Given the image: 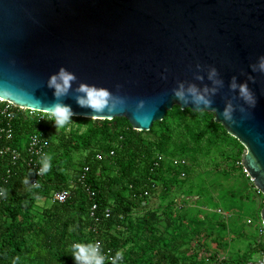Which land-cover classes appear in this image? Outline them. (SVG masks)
<instances>
[{"label": "trees", "instance_id": "trees-1", "mask_svg": "<svg viewBox=\"0 0 264 264\" xmlns=\"http://www.w3.org/2000/svg\"><path fill=\"white\" fill-rule=\"evenodd\" d=\"M214 118L175 106L150 131L139 132L124 118L71 117L57 129L39 113L21 111L8 145L26 157L29 137L43 135L51 168L37 189L35 173L23 161L9 176V159L0 156V190L8 192L6 198L0 195V264H75L70 246L97 240L103 256L122 251V264L256 263L264 239L247 218L260 221V210L251 212L236 196L240 180L258 190L237 164L245 147ZM158 156L164 160L156 167ZM173 158L189 165L177 167ZM86 167L81 185L78 176ZM182 171L185 179L179 178ZM86 188L96 196L90 198ZM63 189H71V197L54 201ZM93 204L98 205L94 218Z\"/></svg>", "mask_w": 264, "mask_h": 264}, {"label": "water", "instance_id": "water-1", "mask_svg": "<svg viewBox=\"0 0 264 264\" xmlns=\"http://www.w3.org/2000/svg\"><path fill=\"white\" fill-rule=\"evenodd\" d=\"M261 57L264 0H0V90L11 93L0 99L31 111L59 103L73 118H124L139 132L175 106L213 113L245 147L243 168L264 197ZM61 69L75 79L56 97L48 82ZM81 84L107 89L115 108L79 106Z\"/></svg>", "mask_w": 264, "mask_h": 264}, {"label": "clouds", "instance_id": "clouds-1", "mask_svg": "<svg viewBox=\"0 0 264 264\" xmlns=\"http://www.w3.org/2000/svg\"><path fill=\"white\" fill-rule=\"evenodd\" d=\"M254 70H257L256 66H254ZM258 70L264 73V57L260 58V63L258 66ZM75 77L68 73L66 70L61 69L58 74L50 77L48 86L54 89V96L59 97L60 95H66L67 91L71 88V84L74 81ZM235 87V85H233ZM195 95L196 90L194 88L189 89ZM77 92L80 95H77L76 100L79 106L87 107L92 110L95 114H101L105 111L111 112L115 107L110 106V101L113 100L112 94L104 88H97L92 85H84L81 84L77 89ZM240 93L242 97L248 101L250 104L254 105L255 100L247 89L246 85L240 86ZM178 98H182L183 93L176 92L175 93ZM11 95L7 90H0V97H7ZM197 103H203L205 106L209 104V101L205 100L203 96H196ZM36 113H39L41 119H47L52 121L57 129L65 128L71 123V116L74 115L71 108L69 106H65L59 103L45 105L43 107H37L33 110ZM230 109L224 112L225 120L230 122L231 124H235V121L232 120L229 115ZM201 112H203L201 110ZM96 115H93L94 117ZM51 156H46L43 161V168L41 169L40 174H46L50 171ZM23 183H27V180L23 181ZM42 185L39 181H37L35 188H41ZM29 191H32L29 189ZM0 195H3L5 198L8 195L7 190H0ZM39 199L40 197H36ZM71 256L73 257L75 264H105L106 257L101 255L99 252V243L98 242H89L87 244L84 243H73L70 246ZM123 253L122 251H117L114 258L111 259V264H116L117 261H123ZM13 264H16L14 261Z\"/></svg>", "mask_w": 264, "mask_h": 264}, {"label": "built area", "instance_id": "built-area-1", "mask_svg": "<svg viewBox=\"0 0 264 264\" xmlns=\"http://www.w3.org/2000/svg\"><path fill=\"white\" fill-rule=\"evenodd\" d=\"M28 112L31 115L36 114V112L24 109L22 107H18L14 105L13 103L0 99V117L2 118V123L0 125V156L2 157H8L9 162L12 166L8 170V175L10 176L13 172L14 168H17L18 164L23 161L24 164L31 170L32 173H35V178L32 180V185L35 187L37 181H43L44 180V174L41 175V169L43 168V161L45 160L46 156H50V145L47 141V139L40 134H32L29 137L27 146H26V157H23L21 152L18 149L13 148L12 146L8 145L10 142L13 141L15 136V127H14V121L19 113ZM43 121L45 119H41ZM3 142H6L5 145H3ZM114 153L112 152L111 155ZM98 159L101 158L100 155L97 156ZM164 160L163 156H158L155 161V166L158 167L160 162ZM173 165L177 167H185L188 166L189 163L186 159L183 158H173L172 159ZM238 165H242V163H237ZM244 169V168H243ZM245 171V170H244ZM89 172V167L84 168L82 173L78 176L77 183H80L81 185H85V180L87 178V174ZM247 178L250 180L251 184H254V180L250 178L248 173L245 171ZM180 179L186 178V172L182 171L179 176ZM75 187V183H72L71 188ZM255 190H258L256 187H254ZM86 191L88 192L90 198H94L96 196L95 192L90 191L88 188H86ZM149 192H146V195H148ZM72 191L71 189H63L61 191H58L54 194V201H57L59 203L66 202L71 197ZM98 210V205L93 204L91 207V217H95V213ZM217 212L224 216L228 220V214L224 212L222 209H218ZM105 217H110V210L107 209L105 211ZM96 221L98 222V219L96 218ZM247 224L249 226L257 225V231L259 233V236L264 239V222L262 220L255 221L252 218H247ZM95 242L99 243V252L101 254L102 249V242L100 240H97ZM106 260L109 264H111V259L115 257V254L111 251H108L105 253ZM224 259V258H223ZM221 259V260H223ZM123 261H117L116 264H122ZM220 264V263H219ZM249 264H264V253L262 254L261 258L256 261V263H249Z\"/></svg>", "mask_w": 264, "mask_h": 264}, {"label": "crops", "instance_id": "crops-1", "mask_svg": "<svg viewBox=\"0 0 264 264\" xmlns=\"http://www.w3.org/2000/svg\"><path fill=\"white\" fill-rule=\"evenodd\" d=\"M247 186V188L245 187ZM240 197L243 199L244 206L246 205L248 209L252 211H258L263 209L264 207V197L262 194L255 193L251 190L248 182H245L243 180H240V188L239 192H237L236 198ZM225 211V210H224ZM228 214V219H230L231 215L227 211H225ZM249 212V211H248ZM257 235L259 239H262V237L259 236V233L257 232Z\"/></svg>", "mask_w": 264, "mask_h": 264}, {"label": "rangeland", "instance_id": "rangeland-1", "mask_svg": "<svg viewBox=\"0 0 264 264\" xmlns=\"http://www.w3.org/2000/svg\"><path fill=\"white\" fill-rule=\"evenodd\" d=\"M74 127L75 128H77V125H74ZM70 129V127L68 128V130ZM223 180V179H222ZM230 184L231 183V181H228V182H225V185H227V184ZM251 184V183H250ZM259 192V191H258ZM259 194H261V193H259ZM178 203L180 204V200L178 201ZM223 211H224V209H223ZM225 212V211H224ZM254 229H256L257 228V225H255L254 227H253ZM258 232V231H257Z\"/></svg>", "mask_w": 264, "mask_h": 264}, {"label": "bare ground", "instance_id": "bare-ground-1", "mask_svg": "<svg viewBox=\"0 0 264 264\" xmlns=\"http://www.w3.org/2000/svg\"><path fill=\"white\" fill-rule=\"evenodd\" d=\"M249 182H250V180H249ZM252 185H254V184H252ZM254 187H255V185H254ZM259 191V190H258ZM259 193H260V191H259ZM263 222V221H262ZM264 252H262L261 253V256H262V254H263ZM261 256L257 259V261L261 258Z\"/></svg>", "mask_w": 264, "mask_h": 264}]
</instances>
